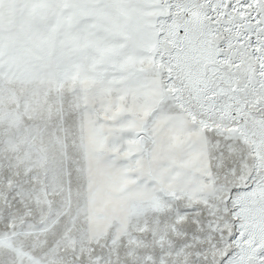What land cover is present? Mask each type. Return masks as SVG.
Masks as SVG:
<instances>
[{
	"label": "snow or ice",
	"instance_id": "snow-or-ice-1",
	"mask_svg": "<svg viewBox=\"0 0 264 264\" xmlns=\"http://www.w3.org/2000/svg\"><path fill=\"white\" fill-rule=\"evenodd\" d=\"M0 264H264V0H0Z\"/></svg>",
	"mask_w": 264,
	"mask_h": 264
}]
</instances>
